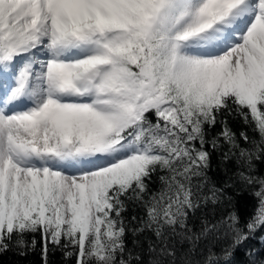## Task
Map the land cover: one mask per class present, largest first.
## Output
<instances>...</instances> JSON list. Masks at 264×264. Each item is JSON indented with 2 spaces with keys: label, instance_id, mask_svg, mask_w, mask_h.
<instances>
[{
  "label": "snow or ice",
  "instance_id": "6c2138e0",
  "mask_svg": "<svg viewBox=\"0 0 264 264\" xmlns=\"http://www.w3.org/2000/svg\"><path fill=\"white\" fill-rule=\"evenodd\" d=\"M258 164L264 0H0V253L264 264Z\"/></svg>",
  "mask_w": 264,
  "mask_h": 264
},
{
  "label": "trees",
  "instance_id": "16d2710c",
  "mask_svg": "<svg viewBox=\"0 0 264 264\" xmlns=\"http://www.w3.org/2000/svg\"><path fill=\"white\" fill-rule=\"evenodd\" d=\"M227 119L229 120V123L235 132L239 133L241 130H244L245 126L239 118L228 117ZM258 167L264 166L258 164ZM209 175L215 180H220L224 177L225 173L223 171V166L220 164L218 158L214 159ZM230 194L233 196V202L237 211L243 215H247L249 212H251L253 203L252 198L246 191L243 190L241 186L237 185L231 190ZM133 214L135 213L132 206H130L126 215L131 218ZM37 241H39V237H37ZM252 244L257 248L260 247L258 240L253 241ZM39 249L40 245L37 243L36 249H29L25 255H20L18 249H13L6 253H0V264H40ZM261 251L262 254H264V250ZM49 259L51 264H64V257L60 251H56L55 253L51 254ZM237 259L239 261H243L244 256L238 254Z\"/></svg>",
  "mask_w": 264,
  "mask_h": 264
},
{
  "label": "bare ground",
  "instance_id": "6f19581e",
  "mask_svg": "<svg viewBox=\"0 0 264 264\" xmlns=\"http://www.w3.org/2000/svg\"><path fill=\"white\" fill-rule=\"evenodd\" d=\"M4 79L7 80L8 82H11V73L4 74Z\"/></svg>",
  "mask_w": 264,
  "mask_h": 264
}]
</instances>
